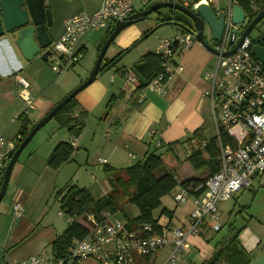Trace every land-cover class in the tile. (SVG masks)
<instances>
[{
	"label": "crops",
	"instance_id": "crops-1",
	"mask_svg": "<svg viewBox=\"0 0 264 264\" xmlns=\"http://www.w3.org/2000/svg\"><path fill=\"white\" fill-rule=\"evenodd\" d=\"M225 2L227 4L226 0ZM101 3L102 0H83L80 4L78 2V4H73V7L67 8L68 13L62 24L57 28L54 27V23L53 27L48 28L53 41L58 40L64 33V21L68 17L79 13L91 14L99 9ZM45 5L48 7L46 3ZM78 8L80 10H77ZM139 10L135 9V12ZM171 24L175 29V25L172 22ZM113 29L110 27L98 30L104 31L97 39L98 48L109 37L107 32L109 30L112 32ZM148 29V25L141 22L120 31L114 40V46L123 50L138 43L128 51L129 55L125 57L124 62L105 66L109 60L104 61V56L100 74L76 96L79 107L87 113L85 126L78 135L68 127L60 125L58 120L53 119L56 123L45 131H43L44 128L50 123L44 125L43 129L40 128L21 151L16 164L13 165L5 192L9 194L10 205L19 202L23 206V215L18 218L12 217V206H2L3 200L1 201L0 264L7 261L16 262L32 255L44 257L52 255L51 243L69 225V222H64V217L59 215L62 208L60 197L56 195L59 191L65 193L69 185H77L81 189L86 188L94 200L100 199L108 195L111 190L109 183L111 175L106 172L107 168L113 169L114 173H119L118 171L145 160L147 154L156 150L160 145L183 142L191 136L192 132L201 127L213 129L211 103L205 92L212 82L211 73L216 65L217 55L206 49L200 42L195 41L178 59L183 66V71L168 81L165 92H156L149 87L135 92L131 91L132 86L124 84L122 68L137 64L141 56L153 52L157 43L165 38V36L159 38L160 40L150 51L146 50V47H141L139 44L147 42L151 33L145 37L144 35ZM85 37L86 33L79 41V47L84 53L82 59L85 58L87 52ZM168 37L171 36L166 38ZM100 50L98 49L99 52ZM82 59L78 64L81 65ZM44 61L46 60L40 56L27 61L11 39H7L6 36L0 38V134L8 139H14L19 134L22 123L18 116L21 113L28 117L27 126L31 130L33 125L44 117L55 104L85 81L90 74L89 70L84 68L85 66L77 70L79 65L76 63L70 68L77 70H73L76 72L73 77L56 79ZM20 78L28 83L27 90L35 97L34 106L27 113L25 112L27 104L18 93L21 87ZM210 132L209 137H214L215 133L211 130ZM63 141L70 143L75 141L74 152L68 162L55 169L48 164V159L56 145ZM194 142L195 140H190L189 144H194ZM187 143L176 145L178 158L176 160L171 158L173 163L170 162V164L175 167V172L181 176V179L198 178L199 175H181L178 172L179 166L175 164L181 156L185 158ZM163 148L157 151L162 152ZM100 157L106 158V163L98 162ZM101 168L105 175L109 176L98 180L92 172L101 171ZM86 172L91 175L89 181L84 175ZM262 175L264 172L255 174L250 180L251 185L245 189L253 188L255 179H258L260 186L264 180V176L260 177ZM179 206L185 207L183 214L178 215V218L174 211L171 222L168 221V217H165L163 223L185 224L186 218L194 207L193 201L190 198L185 205L177 207ZM175 217L178 222L174 219ZM221 222L223 226L226 225V221ZM206 228L213 231L209 223L201 229L199 236L191 238L196 256L192 259L184 257L186 261L183 259L184 262L181 264H202L203 260L212 256L214 248L200 237ZM239 234L241 246L251 255L254 254L250 264H264V232L262 229L257 228L255 231L246 225ZM191 248L189 247L187 253L192 251ZM167 251L166 248L161 249L158 260H162ZM197 257L199 259H196Z\"/></svg>",
	"mask_w": 264,
	"mask_h": 264
},
{
	"label": "built area",
	"instance_id": "built-area-1",
	"mask_svg": "<svg viewBox=\"0 0 264 264\" xmlns=\"http://www.w3.org/2000/svg\"><path fill=\"white\" fill-rule=\"evenodd\" d=\"M135 1L102 0L99 9L93 13L68 17L64 21V33L49 47L51 54L46 61L54 74L62 75L81 61L84 53L79 47V41L85 33L110 28L117 21L125 20L135 12ZM216 1L197 0L191 5L189 0H143L144 4L174 2L193 9L200 3H206L219 14L222 11ZM226 1L223 36L217 44L212 41L220 53L211 73V85L205 92L211 103L214 139L219 150V169L196 185L183 186L181 179H177L178 184L173 190L177 204L185 205L191 198L194 205L185 224L167 222L154 228L151 223L129 224L119 219L116 213L108 211L69 216L63 208L59 215L68 222L76 219L87 225L88 232L83 238L72 239L63 255H32L4 264H177L189 251L191 236L198 235L209 223L216 232L223 227L219 202L249 187L252 177L264 172V63L251 53L253 41L249 36L243 39L235 52L227 56L221 54L238 43L245 28V23L234 24L232 21L234 0ZM194 28L175 27L171 37L157 43L154 52L160 57L161 70L146 87L156 92H165L168 81L183 71L178 59L197 41ZM232 29H240L241 32L237 34ZM230 40L234 41L233 46H229ZM135 70L127 67L123 73L124 84L132 86L131 91H135L140 84ZM19 84L21 87L18 93L27 104V113L34 106L35 97L27 90L28 83L23 78L19 79ZM22 138L21 133L14 139L0 134V186L6 165ZM72 145L75 146V141ZM190 155L191 149L185 151V157ZM106 160L98 158L101 163H106ZM12 214L14 218L23 215V206L19 202L12 203ZM163 248L168 251L162 260H158Z\"/></svg>",
	"mask_w": 264,
	"mask_h": 264
},
{
	"label": "trees",
	"instance_id": "trees-1",
	"mask_svg": "<svg viewBox=\"0 0 264 264\" xmlns=\"http://www.w3.org/2000/svg\"><path fill=\"white\" fill-rule=\"evenodd\" d=\"M233 2L243 7L249 20L254 18L257 13L264 8V0H234ZM168 19L172 20L171 22L175 27L180 26L183 29H188V27L191 28V26H193L192 22H185L179 19L175 12L173 17ZM110 31L111 30L107 32V36L110 35ZM150 32L151 31L146 32L144 37ZM135 44H137V42L132 44V47ZM101 45H103V43ZM101 45L99 50L102 47ZM129 49L130 48H127L115 58L109 60L105 66L115 64L124 52L128 53ZM141 57L140 60L143 66L141 68H136L135 71L138 76H143L147 80L146 83H148L161 70L160 57H158L154 51L148 52ZM131 67L134 68L136 65ZM126 69L127 67H123L121 71L124 73ZM145 88L146 86L140 83L135 92L144 90ZM75 98L76 97L71 98L66 106L57 111L54 119L58 120L61 123L60 125L68 127L78 135L80 130L85 126L84 123L86 122L87 113L79 107ZM76 112L77 115H74ZM18 119L22 123V128L19 132V134L21 133L23 136L21 139L22 142L30 131L27 126L29 124V119L24 113H21ZM208 130H210V127H201L192 132L191 136L183 140V142L179 141L160 145L156 150L148 153L145 160L136 162L118 171L119 173H114L113 169L107 168L106 172L111 175L109 178L111 190L108 192V195L100 199L94 200L86 188L81 189L77 185H69L65 193L59 191L56 194L60 197V202L62 204L61 209L64 208L69 216H74V214L77 213L99 214L103 211L117 214L119 211H124V205L131 204L138 209V215L133 219H129L127 214L123 212L129 224L151 223L154 228H158L160 225H163V221H161L163 216H166V218L168 217V221L171 222L174 217V211L162 205L161 197L171 193L177 186L176 184H178L177 179L180 178L175 172V167L171 165L173 163L171 158L174 160L178 158V148L176 145L188 142L185 148L186 151L191 149V155L185 157V159L195 171H208L207 177L180 178L181 185H196L204 182L210 175H213L219 169L218 146L215 144L216 140L214 137L206 135ZM225 138L230 140L227 136H225ZM190 140H195V144H189ZM196 141L198 143H196ZM162 147H164L163 151L158 152L157 150ZM73 149L72 143L65 141L60 142L49 156L48 164L55 169L59 168L71 158L74 152ZM167 154H169V156H167ZM164 157H166V159H163ZM155 210L159 211L158 215L155 214ZM86 226L84 222L76 219L69 222L65 231L51 243V254L63 255L71 245L72 239H81L87 234L88 228ZM245 226L237 229L233 223H230L226 233L222 235L215 243V246H213L214 251L212 256L209 259L203 260L202 264H250L254 254L251 255L250 252L246 251L244 247L241 246L242 244L239 238V233Z\"/></svg>",
	"mask_w": 264,
	"mask_h": 264
},
{
	"label": "water",
	"instance_id": "water-1",
	"mask_svg": "<svg viewBox=\"0 0 264 264\" xmlns=\"http://www.w3.org/2000/svg\"><path fill=\"white\" fill-rule=\"evenodd\" d=\"M164 6L179 10L187 15V17L192 20V24L195 27L194 29L197 31V41L213 54L218 55V53H220L212 43L207 41L204 28H206V26L209 27L208 29H210L212 40L217 44L218 40H221L224 33L226 15L223 11L227 8V5L221 8L222 12L218 14V11H215L211 5L206 3H200L195 9H193L180 3L154 2L142 10L132 13L125 20L117 21L114 29L110 32L109 37L105 40L104 44L101 45L102 47L98 58H96V64L92 71H90L86 80L77 85L76 88L55 104L44 117L33 125L28 135L17 147L16 152H13V155L6 165L4 178H2L3 181L0 186V203L6 194L5 191L9 184V178L11 177L14 167L13 165L16 164L22 153L21 151L24 150L32 140L31 138L34 137L40 128L54 118L57 111L66 106L71 98L76 97L80 91L97 78L98 74H100L99 71L103 61L102 58L105 56L107 48L109 47L108 45L115 40L120 31H123L132 24L145 20L148 15L152 14V12ZM231 15L234 24L244 25L246 22L247 14H245V10L240 4H233ZM262 19H264V8L261 9L254 18L247 21L238 43H236L232 49L221 54L227 56L235 52L244 41L243 39L250 36L252 30ZM52 21V13L51 10L46 7L45 0H0V38L6 36L7 39H11L17 47V50L20 51L24 59L27 61H31L38 56L44 60H48V57L51 54V49L49 47L53 42V38L51 37L48 28L53 25ZM260 40H262L263 44L257 43L255 39L252 40L253 44L251 47V53L254 54L256 59H259L264 63V35ZM233 45L234 41L230 40L229 46ZM142 66L143 63L140 60L134 69L141 68ZM139 81L143 86H147L148 84L146 83L147 80L141 75H139Z\"/></svg>",
	"mask_w": 264,
	"mask_h": 264
},
{
	"label": "rangeland",
	"instance_id": "rangeland-1",
	"mask_svg": "<svg viewBox=\"0 0 264 264\" xmlns=\"http://www.w3.org/2000/svg\"><path fill=\"white\" fill-rule=\"evenodd\" d=\"M152 2L154 0H151ZM197 0H189V4L193 5L192 3L195 2ZM80 4V2H83V0H45V3L47 4V6L49 7V10H51L52 13V22L53 24L55 23L54 27H57L62 24V21L65 18V15L68 13V9L70 7H73V4ZM152 2H150L149 4H144L143 0H136L135 1V9L139 10V9H143L145 7H147L148 5H150ZM216 4L220 6V8H223L226 4L225 0H217ZM77 10H80L79 8ZM176 14V16L181 19L182 21L185 22H192V20L187 17V15H185L184 13H182L179 10H174L172 8L169 7H162L157 9L156 11L152 12V14L148 15L145 20L140 21L138 23L144 22L146 25H148L149 29L147 31H151V35L148 36L147 42L145 43H140L139 45H141V47H146V50L152 49L155 46V43L158 42V40H160L163 36H165V38L167 36H172L174 34V28L173 25L171 24L170 19L173 17V14ZM249 20V17H247V20L245 22V24L247 23V21ZM264 26V19H262L257 27H255V29L251 32L250 34V38L251 40L256 39L257 38V29L258 26ZM53 27V25H52ZM161 27V28H160ZM112 28H114V25L112 26ZM209 27L206 26L205 29V37L207 39L208 42L213 43L212 41V35L210 32V29H208ZM156 30L158 32H156ZM232 31L234 33L239 34L241 32L240 29H232ZM104 31L101 30H93V31H89L88 33H86V44H87V52L85 53V58L82 59L83 61L81 62V65L78 64L79 68L77 67L76 69L79 70L81 69L83 66H85L84 68L86 70L92 71V69L94 68L96 61L99 55V51H98V46H97V39L99 37V35L103 34ZM161 36V37H159ZM160 38V39H159ZM138 43V42H137ZM115 45V41L112 42L111 46L109 45L106 54H105V60L104 61H108L111 60L112 58H115L119 53H122L124 50L126 49H119L117 48ZM134 47V46H133ZM132 45L128 48H130L129 50H131ZM129 54H127V52H124L121 56L120 59L115 63L118 64L119 62H124V60L126 59L125 57H128ZM122 60V61H121ZM43 61V60H41ZM136 62V61H135ZM44 64L48 67V69L51 70L52 75L54 76V78L58 79L59 77H70L76 73L75 69H70L66 72H64L61 76L54 74V72L52 71L49 62L44 61ZM136 65V63H135ZM75 70V71H73ZM71 78V77H70ZM54 119V118H53ZM52 119V120H53ZM51 120V121H52ZM48 122L50 124H48L46 126V128H44L43 131H45L46 129H49V127H51V125H53L54 123H56V120H53L52 122ZM43 129V128H42ZM210 130L213 132V129L210 128ZM210 130H208L207 135L210 136L211 132ZM195 144V142H194ZM185 155V153H184ZM177 166H179L178 168V172L183 175V176H200V177H207L208 176V171H201L200 173H198V171H195L191 165L189 164V162L183 158L181 156V158L178 160L177 163H175ZM99 169V167L97 168ZM86 176V179L89 181V178L91 177V175L89 174V172H86L84 174ZM92 175L95 177L97 176L98 180L101 179H106L108 178L109 175H105V172H103L102 168L101 171L100 170H95L94 172H92ZM264 175L260 176L263 177ZM181 178V176H180ZM254 186L253 188L250 189H244L242 192L237 193L236 195H234L233 197L229 198L228 200L219 202V206H220V213H221V219L225 222L226 221V225H224L220 231L218 232H214V231H209L207 228L204 229V233L200 234V237L206 241V243H208L211 247L214 246V244L216 243V241L226 233L228 225L230 223H233L234 226L238 229L241 228L244 225H249L250 228L252 227L255 231H257V228L262 229V231L264 232V180L263 183L259 186L258 184V179H255L253 181ZM175 192L172 191L171 193L161 197V202L162 205L167 207L168 209H170L171 211H175L178 215L180 216L181 214H183V212L185 211V207L182 206H178L175 198ZM10 199H9V194H6V196L4 197L3 201H2V206H9L10 204ZM12 206V204L10 205ZM125 209L124 211H119L117 212V217L125 222H127V217L125 216L124 213L127 214L129 219H133L135 216L138 215V209L134 206V205H124ZM124 212V213H123ZM155 214L158 215L159 211L155 210ZM166 216L162 217V221H164V218ZM60 218V217H59ZM179 218V217H178ZM64 222L68 223V221L66 220V218H63ZM177 222L178 220L176 219V217L174 218ZM208 221V219H207ZM195 236H199V235H195ZM194 236H191L189 238V241L191 243V249L192 251L190 253H185V258L187 259H192L196 256V252H195V248H193V244L191 242V238ZM212 238V239H211ZM211 239V240H210ZM163 257V255L161 256V258ZM184 258V261H186V259ZM196 259H199L198 257ZM178 262L177 264H181L182 262ZM224 264V263H221Z\"/></svg>",
	"mask_w": 264,
	"mask_h": 264
},
{
	"label": "flooded vegetation",
	"instance_id": "flooded-vegetation-1",
	"mask_svg": "<svg viewBox=\"0 0 264 264\" xmlns=\"http://www.w3.org/2000/svg\"><path fill=\"white\" fill-rule=\"evenodd\" d=\"M258 25V24H257ZM257 25L255 27H257ZM255 29V28H254ZM253 29V30H254ZM252 30V31H253ZM264 35V26H258V29H257V38L255 39L257 43H260V44H263L262 40H260V38H262ZM255 42V41H254Z\"/></svg>",
	"mask_w": 264,
	"mask_h": 264
}]
</instances>
